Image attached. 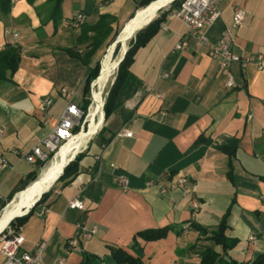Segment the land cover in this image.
<instances>
[{
    "label": "crops",
    "instance_id": "obj_1",
    "mask_svg": "<svg viewBox=\"0 0 264 264\" xmlns=\"http://www.w3.org/2000/svg\"><path fill=\"white\" fill-rule=\"evenodd\" d=\"M137 1L63 0L55 31L51 22L42 24L47 0H11L9 13H0V49L11 43L21 51L11 81H0V165L6 163L0 167V193L6 201L37 168L25 154L50 132L69 99L81 105L88 71L103 54L105 47L85 65L66 53L64 48L82 54L86 46L76 42L80 27L72 28L70 19L82 12L91 25L107 13L116 18L113 29L120 31L139 9ZM164 7L153 18L164 12L159 30L134 52L110 115L104 119L101 108L95 136L77 151L83 154L77 174L68 183L54 181L44 201L19 227L21 249L31 252L43 244L46 263L61 256L65 264H82L87 256L89 264H119L110 253L114 246L141 264H199L205 247L222 251L209 236L229 206L226 234L238 242L228 255L241 264L263 259L264 0H219L221 16L206 31L207 40L215 43L235 9L246 14L232 31V50L241 57L262 55V68L255 62L234 63L236 86L231 89L225 87L207 48L186 36L184 22L171 15L170 6ZM182 38L186 46L173 50ZM122 44L117 42L115 51ZM45 96L52 103L42 111ZM87 123L79 133L88 130V116ZM120 130L132 136H117ZM229 159L232 180L226 175ZM111 163L117 166L115 173L127 177V190L115 182ZM179 178L184 179L182 186L177 185ZM76 196L84 200L83 210L67 207ZM78 223L96 225L98 232L70 246ZM168 225L176 229L162 238L145 240L139 235Z\"/></svg>",
    "mask_w": 264,
    "mask_h": 264
},
{
    "label": "trees",
    "instance_id": "obj_2",
    "mask_svg": "<svg viewBox=\"0 0 264 264\" xmlns=\"http://www.w3.org/2000/svg\"><path fill=\"white\" fill-rule=\"evenodd\" d=\"M63 0H47L46 5L48 6V13L45 14L44 19H42L43 23L51 22L54 26V31L57 28V25L60 23L62 19V10L61 3ZM156 0H138L136 3L137 8L146 7L148 4H151ZM28 3L32 4L34 0H27ZM180 0H173L170 2V8H174L179 4ZM11 7V0H0V13L8 14ZM164 19V12H161L158 17L151 20L146 26L136 31L134 36L129 41V46L125 51L123 58L118 63V70L114 81L108 91V95L105 98V102L103 104V117L107 118L114 104V100L116 98L118 89L123 82V79L127 73L128 66L133 60V55L136 49L140 46H143L147 43L150 38L157 33L159 30L160 23ZM116 21V18L111 16L110 14L104 13L101 14L98 20L94 24H86L83 22L80 27V32L77 37L76 42L78 44L86 43L84 53L80 54L74 51L72 48H64L66 53L73 58L79 59L83 64L89 65L91 63L92 57L97 53V51L107 45H109L118 34V30L113 29L111 26L112 23ZM20 47L16 44L5 43L3 48L0 49V81H11L12 75L17 70L19 61H20ZM100 59L96 58L93 62V65L90 67L87 77L83 86V98L81 107L85 110L87 109L90 100L87 98V95L91 89V83L98 79L100 74ZM79 127L74 128V132L79 131ZM102 130V129H101ZM228 149L224 148V151ZM228 152V151H227ZM51 156V154H50ZM82 153H77L71 161H69L63 168H61L55 179V182H70L79 170V161L82 158ZM42 163L38 161L36 165L40 166ZM63 170V171H62ZM62 172V173H61ZM228 178L232 180L233 168L231 165L230 159L228 160V171L226 173ZM37 176V170H34L27 174L25 179L22 182L21 188L18 190L24 189L28 183L33 181ZM50 189L43 192L40 198L35 202V204L28 210V212L22 216H18L13 218L9 223L8 227H12L14 233L19 232V227H21L28 217L31 215L35 206L42 203L44 199L47 197ZM13 195L9 196L6 202H8ZM6 203H3L2 207ZM231 206H229L224 213L222 214L217 228L213 230L209 236V240L213 242L214 245H220L222 251L219 253L212 247H205L201 253V259L199 264H241L239 261L233 259L228 252L232 249L238 242V240L234 237H229L226 234V231L229 229V215H230ZM6 226V227H7ZM191 227L198 229L202 234H206V229L197 225L193 222L190 223ZM5 227V228H6ZM2 231V233H6V229ZM175 225H168L162 228L157 229H148L139 232V235L145 240L159 239L166 235L169 230H175ZM110 253L114 260L121 264H141V261L137 257H133L125 252L121 248L110 247ZM264 261L255 260L251 264H262ZM82 264H89L88 257H84Z\"/></svg>",
    "mask_w": 264,
    "mask_h": 264
},
{
    "label": "built area",
    "instance_id": "obj_3",
    "mask_svg": "<svg viewBox=\"0 0 264 264\" xmlns=\"http://www.w3.org/2000/svg\"><path fill=\"white\" fill-rule=\"evenodd\" d=\"M171 15L180 19L186 25V36L196 39L207 48V54L218 64V74L224 77V85L231 89L236 86L232 74V65L240 63L242 66L250 62H255L258 68H262V55L254 56H239L232 50V31L239 27L245 20V12L237 8L234 10L232 22L226 25L219 39L215 43H210L206 37V31L214 24L221 16L219 9V0H180L179 4L172 8ZM85 21V15L82 12L75 14L69 21L72 28H78ZM13 36H17L16 33ZM186 46V40L180 39L173 46V50H180ZM163 76H167L164 74ZM52 103V99L45 96L40 101V109L46 110ZM90 105L84 112V109L78 103L69 99L64 109L62 110L57 122L36 145H34L26 154L25 158L28 162L37 163L38 161H46L49 155L56 153L59 148L76 136L75 127H79L83 131L87 123V115ZM117 136H132L129 130H120L116 133ZM6 163L3 162L0 167L3 168ZM111 172L114 174V180L122 190H127L128 179L123 174L115 173L116 164H110ZM183 178L177 180V185L182 186ZM148 185L151 182H147ZM264 201V196L262 197ZM6 202L4 196L0 193V210L3 203ZM67 207L70 209L83 210L84 200L79 197H73L67 201ZM41 211H45L42 207ZM78 235L70 238L68 243L70 246L78 244L79 240H89L98 232L96 225L87 226L85 223H78ZM3 231V230H2ZM248 239L255 241V237L248 236ZM24 237L21 233L0 232V255L2 256L0 264H65L64 257H56L50 263H46L43 259L42 251L43 244H38L31 252L21 249V244Z\"/></svg>",
    "mask_w": 264,
    "mask_h": 264
},
{
    "label": "bare ground",
    "instance_id": "obj_4",
    "mask_svg": "<svg viewBox=\"0 0 264 264\" xmlns=\"http://www.w3.org/2000/svg\"><path fill=\"white\" fill-rule=\"evenodd\" d=\"M169 1L171 0H156L147 7L139 8L137 10L135 18H131V20L126 23V27L118 35L119 39L123 41V44L117 57H115L116 48L114 47L116 43L112 42L109 45L106 53L102 57L101 71L95 82L96 87L93 90V102L87 115L90 120L88 130L79 133L77 136L66 142L65 145L54 154L50 162L42 168L37 178L26 188L19 191L15 198L2 209L0 212V232L7 226V222L11 217L21 215L24 211V207L31 206L35 199H37L38 195L46 191L53 184L58 171L73 158L81 145L88 141V139L95 133L97 128L100 126V120L99 118H96V116L101 114V90L103 89L105 83L109 81L113 71L116 69L118 59L127 46L128 36L133 30H136V28H139L149 20L153 19L158 10Z\"/></svg>",
    "mask_w": 264,
    "mask_h": 264
},
{
    "label": "rangeland",
    "instance_id": "obj_5",
    "mask_svg": "<svg viewBox=\"0 0 264 264\" xmlns=\"http://www.w3.org/2000/svg\"><path fill=\"white\" fill-rule=\"evenodd\" d=\"M171 1H173V0H171ZM171 1H169L166 5H164V6H166V7H164V8H167L168 6H170V2ZM163 8V9H164ZM157 13H159V11L157 12ZM16 37V36H15ZM128 46H129V43H128ZM109 46H105V48H104V51H103V54H105L106 53V51H107V48H108ZM103 54H102V56H103ZM118 54H119V51L117 50L116 52H115V57H117L118 56ZM102 56H101V58H100V62H101V59H102ZM100 67H101V65H100ZM117 70H118V66H117V68L113 71V73H112V75H111V77H110V79H109V81L106 83V85H105V88H104V92H103V98H104V102H105V98H106V96L108 95V91H109V89H110V87H111V85H112V83H113V81H114V78H115V76H116V73H117ZM100 71V70H99ZM113 76V77H112ZM99 77V76H98ZM94 94V93H93ZM93 94H92V97H91V89H90V92H89V94L87 95V98H89V100H90V103H92L93 102ZM92 100V101H91ZM90 103H89V105H90ZM81 104H82V101H81ZM76 133H78V131L76 132ZM95 136V134H93L92 136H91V138H93ZM90 140V139H89ZM65 144H63L62 146H64ZM61 146V147H62ZM60 147V148H61ZM59 148V149H60ZM58 151V150H57ZM56 151V152H57ZM54 154H55V152H53V153H51V156L49 155V157H48V159L46 160V161H41V165L40 166H38V165H36V170H37V176L39 175V173H40V171L42 170V168H44L49 162H50V160L53 158V156H54ZM37 176H36V178H37ZM35 178V179H36ZM34 179V180H35ZM33 180V181H34ZM32 182V181H31ZM30 182V183H31ZM29 183V184H30ZM28 184V185H29ZM11 200V199H10ZM10 200L8 201V202H5L6 204L1 208V210H0V212L2 211V209L10 202ZM35 204V203H34ZM37 206V205H36ZM35 206V207H36ZM6 229V233H9V232H14L13 231V228L12 227H6L5 228ZM4 230V229H3ZM2 232V231H1Z\"/></svg>",
    "mask_w": 264,
    "mask_h": 264
},
{
    "label": "water",
    "instance_id": "obj_6",
    "mask_svg": "<svg viewBox=\"0 0 264 264\" xmlns=\"http://www.w3.org/2000/svg\"><path fill=\"white\" fill-rule=\"evenodd\" d=\"M149 5V4H148ZM147 5V6H148ZM146 6V7H147ZM137 13V12H136ZM136 13H135V15H134V17H133V19L135 18V16H136ZM152 20V19H151ZM151 20H149L148 22H146L144 25H146V24H148ZM144 25H142V26H140L139 28H136V30H133L132 32H131V34L128 36V37H132L135 33H136V31H138L141 27H143ZM126 27V25H124L123 27H122V29L119 31V33L124 29ZM119 33L115 36V38H114V40L112 41V42H114V43H117V42H119L120 41V39H119V37H118V35H119ZM133 34V35H132ZM132 35V36H131ZM125 53V52H124ZM124 55V54H123ZM122 58H123V56H122ZM121 58V59H122ZM121 60H119V62H120ZM118 62V63H119ZM101 63L102 62H100V65H101ZM63 171V170H62ZM62 173V172H61ZM60 175V174H59ZM58 175V176H59ZM57 176V177H58ZM57 179V178H56ZM28 186V185H27ZM26 186V187H27ZM25 187V188H26ZM43 193V192H42ZM42 193H40L39 195H38V197H37V199H35V201L33 202V204H31V206H29V207H24V211H23V213L21 214V215H15V216H13V217H11L9 220H8V222H7V225H8V223L13 219V218H15V217H18V216H22V215H24V214H26L27 212H28V210L34 205V203L40 198V196H41V194ZM17 194V193H16ZM16 194L12 197V199L10 200V201H12L14 198H15V196H16Z\"/></svg>",
    "mask_w": 264,
    "mask_h": 264
}]
</instances>
